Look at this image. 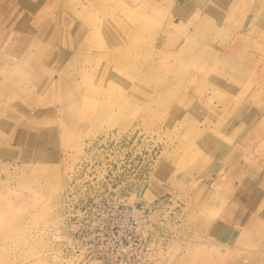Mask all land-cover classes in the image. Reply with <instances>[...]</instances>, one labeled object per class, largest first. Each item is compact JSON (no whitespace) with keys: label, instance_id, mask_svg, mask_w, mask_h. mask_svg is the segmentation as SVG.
I'll list each match as a JSON object with an SVG mask.
<instances>
[{"label":"rangeland","instance_id":"obj_1","mask_svg":"<svg viewBox=\"0 0 264 264\" xmlns=\"http://www.w3.org/2000/svg\"><path fill=\"white\" fill-rule=\"evenodd\" d=\"M0 57V264H93L73 186L143 205L154 264L262 263L264 0H0Z\"/></svg>","mask_w":264,"mask_h":264},{"label":"built area","instance_id":"obj_2","mask_svg":"<svg viewBox=\"0 0 264 264\" xmlns=\"http://www.w3.org/2000/svg\"><path fill=\"white\" fill-rule=\"evenodd\" d=\"M67 241L82 263L154 264L158 248L141 218L143 205L131 206L87 186L67 190Z\"/></svg>","mask_w":264,"mask_h":264},{"label":"bare ground","instance_id":"obj_3","mask_svg":"<svg viewBox=\"0 0 264 264\" xmlns=\"http://www.w3.org/2000/svg\"><path fill=\"white\" fill-rule=\"evenodd\" d=\"M238 4V3H237ZM235 6V5H234ZM233 6V7H234ZM235 8V7H234ZM206 15V14H205ZM254 19V18H253ZM113 22H115L114 20H113ZM86 25V24H85ZM200 25V24H199ZM198 25V26H199ZM252 25H254V24H252ZM205 26V25H204ZM114 27V26H113ZM205 28V27H204ZM202 30V29H201ZM197 32V31H196ZM90 35V34H89ZM87 36H88V33H87ZM91 36V35H90ZM89 36V37H90ZM11 37H9V39H10ZM8 39V40H9ZM6 40V39H5ZM66 41V40H65ZM71 41V40H70ZM3 42H4V40H3ZM8 43H9V41H8ZM211 43V42H210ZM69 44V43H68ZM80 45V44H79ZM213 46V45H212ZM185 46L184 45H182L180 48H179V50H178V52L179 53H183L184 51H186L187 50V47L186 48H184ZM38 49V48H37ZM219 49V48H218ZM19 50V49H18ZM220 50V49H219ZM218 51V50H217ZM221 51V50H220ZM62 52V51H61ZM216 52V51H215ZM220 53V52H219ZM196 55V57L198 56V53H196L195 54ZM218 56H220V55H218ZM10 58H12V59H14L15 61H14V63H12V64H7L8 62H6V64H2L3 66H5V65H14V66H16V67H11L10 69H8V71L6 72V74H9L8 76H10V77H12L9 81L7 80V82H9L8 84H7V88L8 89H10V88H12L13 86H14V84L16 83V81H18L17 79L19 78V77H21L23 74H25V72H24V69H22V67L23 66H26V64H27V61H29L30 60V58L32 57L31 55H29L28 54V52H27V54H26V50H24V51H17L16 53H13L11 56H9ZM64 57V56H63ZM205 57H206V55H205ZM1 58V57H0ZM2 59V58H1ZM206 59V58H205ZM205 59H202V60H204L205 61ZM208 59V58H207ZM3 62V61H2ZM60 65V64H59ZM30 68H31V66H30ZM4 69H5V67H4ZM4 69H3V71L2 70H0V78H1V82H4V81H6L5 80V75H4ZM25 69L26 70H28V68L27 67H25ZM2 75H4V78H2L1 76ZM23 80V79H22ZM121 135V134H120ZM219 141V140H218ZM217 142V141H216ZM216 142H214L212 145H213V148H214V144H216ZM218 144V143H217ZM214 152L215 153H222V151H220V150H217V151H215L214 150ZM225 153V152H224ZM224 153H222V154H224ZM264 177V176H263ZM260 183H264V178H261L260 177ZM257 191V190H256ZM256 193V192H255ZM260 194V193H259ZM258 194V195H259ZM254 197H256L255 195H254ZM260 197V196H259ZM56 238V237H55ZM261 264H264V259L262 260V263Z\"/></svg>","mask_w":264,"mask_h":264},{"label":"crops","instance_id":"obj_4","mask_svg":"<svg viewBox=\"0 0 264 264\" xmlns=\"http://www.w3.org/2000/svg\"><path fill=\"white\" fill-rule=\"evenodd\" d=\"M233 1V0H232ZM222 146H226L227 147V144H226V142H224L223 143V145ZM226 147H221L220 149H218V150H220V151H222V152H225L226 150H227V148ZM217 151V150H216ZM244 172H245V174H243V183H245V184H249V188L250 189H252V192L254 191H256V189H255V186H254V182H253V178L254 177H252V176H256L255 178H256V180L261 176V175H263L264 174V166H260L257 170L255 169V168H250L247 172L244 170ZM254 178V179H255ZM238 185H237V187H235V189H238ZM253 198V199H252ZM253 200H254V195L252 196V197H250L249 198V202L246 200L245 201V206H244V211L242 212V215L244 216V218H243V223H244V228H246V226L248 225V221H244V219L246 218L247 219V217H248V213L250 212V209L248 208L251 204H252V202H253ZM246 203H247V205H246ZM234 204L235 203H233V206H234ZM232 209V208H231ZM233 219L234 218V214L232 215V216H230V215H227V220L230 222V223H228V225L230 226V228H229V231H232L233 233H235L237 236L240 234V235H242L241 233V231H239V229H237V223H235V222H233V227L231 226V222H232V220H231V218ZM250 218V217H249ZM234 221V220H233ZM219 227H220V231H225V229L227 228V226L225 225V223L224 222H221L220 223V225H219ZM232 227V228H231ZM245 230V229H244ZM235 237V236H234Z\"/></svg>","mask_w":264,"mask_h":264}]
</instances>
